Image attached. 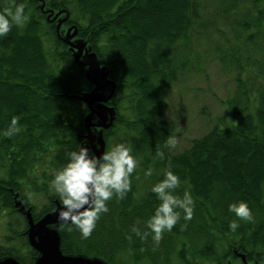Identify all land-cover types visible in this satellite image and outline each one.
Returning <instances> with one entry per match:
<instances>
[{
	"label": "trees",
	"instance_id": "obj_1",
	"mask_svg": "<svg viewBox=\"0 0 264 264\" xmlns=\"http://www.w3.org/2000/svg\"><path fill=\"white\" fill-rule=\"evenodd\" d=\"M11 0H0V9ZM30 18L0 38V260L33 264L39 255L29 239L35 223L58 205L49 181L84 144L94 89L88 66L66 40L84 42L108 72L115 90L106 105L114 118L103 128L106 151L127 142L140 159L126 197L115 196L92 235L59 225L64 255L99 258L108 264H227L242 253L264 259V0H15ZM60 27L58 30V25ZM71 40V39H70ZM71 40V41H72ZM212 65L229 75L234 89L225 114L187 148L165 147L173 137L166 105L173 87ZM21 131L3 136L12 116ZM157 148L165 159L155 156ZM151 164L152 177L143 168ZM181 178L176 194L189 190L193 217L181 219L157 244L132 225L159 203L150 191L166 165ZM246 200L252 221L232 219L228 204ZM74 228V226H73ZM5 232V233H4ZM128 237H131L130 239Z\"/></svg>",
	"mask_w": 264,
	"mask_h": 264
},
{
	"label": "clouds",
	"instance_id": "obj_2",
	"mask_svg": "<svg viewBox=\"0 0 264 264\" xmlns=\"http://www.w3.org/2000/svg\"><path fill=\"white\" fill-rule=\"evenodd\" d=\"M29 18L30 10L26 12V4L11 0L0 9V38L6 36L13 26H22ZM20 131L19 117L14 115L3 131V136L13 137ZM176 142L175 138L168 137L164 144L171 148ZM67 156V161L55 170L49 181L52 193L59 200L56 210L58 229L61 224L68 225V231L78 230L86 239L92 235L101 215L109 211L108 202L113 196L118 200L126 197L132 188L133 173L142 164L134 155L132 146L123 141L112 144L99 156L87 146L79 144L78 150L69 151ZM155 156L164 160L165 152L157 148ZM153 173L151 164L143 168L145 177H152ZM180 184L179 174L172 170L170 164L166 165L162 178L157 179L150 187L159 203L153 214L144 221L143 231L136 224L132 225L131 231L136 236L145 239L151 234L152 240L158 244L164 232H171L181 219V211L184 221L192 219L195 200L189 190H185L182 196L175 193ZM228 211L238 218L228 223V229L233 232L240 227L241 220L254 219L249 203L243 199L230 202ZM48 226L52 228L57 225Z\"/></svg>",
	"mask_w": 264,
	"mask_h": 264
},
{
	"label": "rangeland",
	"instance_id": "obj_3",
	"mask_svg": "<svg viewBox=\"0 0 264 264\" xmlns=\"http://www.w3.org/2000/svg\"><path fill=\"white\" fill-rule=\"evenodd\" d=\"M70 39L72 40V38ZM73 42H78V40ZM81 46L84 47L85 43H82ZM83 53L82 59L92 62V57L95 56L89 53L86 48ZM88 68L93 75L97 76L92 97L106 96L108 92H111V86L107 85V78L102 70H99L97 65H90ZM234 86V81L229 75L224 74L217 65H212L203 73L188 75L173 87L167 99L166 120L170 122L174 132L173 138L177 141L172 147L174 151L187 148L193 138L206 133L215 124L216 119L225 114L223 100L228 98ZM101 104L96 102L93 105L94 110L100 111L102 108L103 115L107 119H111L113 116L111 107ZM91 119L90 122L95 124L91 128V135L98 139L102 129L101 126H98L101 124V120L97 118L96 114H92ZM229 263L245 264L240 258L236 261L229 260ZM246 263L264 264V261L253 260ZM86 264L88 263L86 262Z\"/></svg>",
	"mask_w": 264,
	"mask_h": 264
},
{
	"label": "water",
	"instance_id": "obj_4",
	"mask_svg": "<svg viewBox=\"0 0 264 264\" xmlns=\"http://www.w3.org/2000/svg\"><path fill=\"white\" fill-rule=\"evenodd\" d=\"M59 27H60V23L58 25V30H59ZM71 30L72 29L68 30V35L67 34L65 35V40L77 50L76 55H77V60H79L80 57L83 58L84 56L83 52H84L85 46L84 47L81 46L82 43L84 42L71 41L70 38L72 36L69 35ZM82 58L79 61L80 64L86 65V66L97 65L99 70H102L104 76L107 78V85L111 86V92H108L106 96H99L97 98H93L91 95L92 94V91H91L90 93L85 94L83 97V99L88 102L89 107L91 109L90 114L86 118V125H87L88 133L86 135V139L83 145L87 146L92 152H94L97 156H99L104 151L102 130L103 128L108 127L111 124L115 114H114L113 108L111 107L113 111V116L111 119H107L103 115L102 108L100 107L101 108L100 111H95L93 105L96 102H98L100 104L102 103L103 106H107L106 101H108L113 95L114 90H115V84L113 81L108 79V72L106 68L100 65L96 56L92 57L93 59L92 62H86ZM86 72H87L88 78L94 83V87H95L96 82H97L96 74L93 75V73H91L89 68L87 69ZM92 114H96L97 118L101 120V124H98V126H101L102 129H101V134L99 135L98 139H95L93 135H91V128L95 126L94 123L90 122L92 120L91 119ZM18 205L20 206V211L24 212L27 215L28 220H29L30 228L28 229V234H29L30 243L39 252L38 257L36 258L33 264H86V262L88 264H108L99 258H90V257H86L83 255H64L62 253L61 237L58 231V221H57V212H56L58 207L54 211L48 213L39 222L35 223L29 210H26L24 205L21 202H18ZM49 224H54L57 226L50 228L48 226ZM236 254L243 261V263L247 264L246 262L248 261V259L246 258L244 254L242 253H236ZM0 264H21V263L13 257H6L0 260Z\"/></svg>",
	"mask_w": 264,
	"mask_h": 264
}]
</instances>
